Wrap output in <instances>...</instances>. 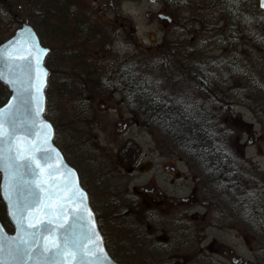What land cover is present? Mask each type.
I'll use <instances>...</instances> for the list:
<instances>
[{"label":"rangeland","instance_id":"1","mask_svg":"<svg viewBox=\"0 0 264 264\" xmlns=\"http://www.w3.org/2000/svg\"><path fill=\"white\" fill-rule=\"evenodd\" d=\"M257 1L178 0L150 3L148 0H115L116 10H112L110 0H44L43 5L41 0H32L31 4L21 0L16 4H8L13 7H10L11 16L6 19L2 17L3 21L0 22V41L10 36L23 22H28L34 25L44 43L56 50L50 64L55 74L50 78L47 89L46 115L55 125L56 144L66 152V157L84 176L88 168H102L109 174L119 168L125 169L126 161L118 158L117 148L126 137H133L146 154L149 149L158 148L164 157L144 156L141 161L146 165L150 159L155 160L157 164L172 160L182 175L188 169L194 168L201 178L199 194L204 201L217 202L218 208L224 202L227 203L228 216L234 221H229L225 230L205 225L208 236L231 246L241 257L255 261L256 264H264V228L258 226L256 232L249 223L251 219L248 218L249 211L264 214V66L261 65L259 70L257 67L252 68L248 56L252 47L254 52L258 48L261 57L260 54L264 53V43L255 37L257 48L248 45V37L241 33L240 25L232 21V18L240 21L244 19L251 29L257 26L258 35L264 42V14L257 11ZM160 13L170 15L174 24L169 25L160 19ZM232 26H235L233 30ZM162 41L163 45L159 49L147 50L142 47V44L150 46ZM67 48L72 53H68V64L66 61L63 64L59 59L61 55L64 56L63 52ZM120 56L128 57V66L131 67L128 72L144 79L143 84H152L156 94H168L165 101H168L167 104H175V98L184 100L182 94L186 92L193 97L191 99L195 103L192 107L197 110H212L217 113L216 117H212L208 123L196 121L197 117L194 118L195 121L187 122L186 114H181L182 111L185 112L184 108L175 107L171 114L168 113L166 122L172 130H165L156 118L164 115L165 110H150L146 102V109L137 110V119L130 113V117L133 115L138 123L126 134L119 135L117 126L113 125L117 113L112 110L99 112L104 95L99 88L97 93L98 81L94 75L89 78L83 74L86 66L84 65L83 70L81 61L110 57L116 60ZM225 57L237 58L236 62L242 64V74L245 78L243 86L238 90L239 96L244 99L234 101V106L229 112H224L222 107L211 100L210 104L215 103L218 106L210 107L204 103L203 100L208 102L207 95L197 88L207 72L217 75V72L211 69V63L214 60L220 62ZM198 66H201L205 74H200ZM246 66L253 74H247ZM59 67L63 73H59ZM63 74L67 79L63 78ZM230 82L235 84L233 80ZM255 83L259 84L258 90L247 89L250 84ZM8 95L9 90L0 83V105ZM129 101H135V105L140 104L132 94L128 96ZM190 110L191 108L187 109ZM150 111L152 113H148ZM219 118L221 123H215ZM216 130H225V136L221 138L222 144L229 153L238 155L242 161L238 170L234 167L231 177L230 174L226 175L224 182H217L215 175L207 173L208 165L205 171L198 162V157L189 155H195L194 147H190L189 152L181 146L183 143L172 135L175 131L183 134L192 132L196 136L195 142L201 141L200 136L207 137V134L215 139L213 131ZM206 143L202 141L201 145L207 148ZM206 153L208 157L210 154ZM208 161L212 169L217 170L213 159ZM185 176L187 184L191 185L190 172ZM139 179L133 176L130 184L133 186L137 181L140 182ZM83 184L90 188L92 204L101 217V229L111 240L119 236L126 237L124 240L128 243V236L145 231L147 226L144 225L143 219L146 214L128 215V207L115 208L116 206L111 205L113 203L99 206L96 198L100 197L103 201L105 198L93 191L94 186L90 182L83 181ZM176 184H181V180ZM187 191H190L189 187L186 188ZM240 199L244 203L241 204ZM218 201H222L220 205ZM3 205L0 198V212L5 210ZM168 210L161 213L153 209L158 218L152 220L148 215L149 221L160 228H165L166 224H172L174 220L178 221L176 212L172 208ZM194 210L203 213V208L196 207ZM129 224L131 229H128ZM164 231L168 230L165 228ZM175 237L180 243L170 247L167 252L163 251L165 243L161 241L158 244L162 246L159 245L154 251L150 246L151 253H137L134 256L123 254L125 248L128 250L130 243L123 242V249L118 250L119 255L116 258L121 264H177L174 260L177 258L176 253L181 251L184 242L188 246L189 240L184 238L183 231L176 233ZM189 260L190 258L186 261Z\"/></svg>","mask_w":264,"mask_h":264},{"label":"flooded vegetation","instance_id":"2","mask_svg":"<svg viewBox=\"0 0 264 264\" xmlns=\"http://www.w3.org/2000/svg\"><path fill=\"white\" fill-rule=\"evenodd\" d=\"M110 5L112 6V10H116L115 0H110ZM161 14L168 15L166 13ZM162 20H164L169 25L174 24L173 18L172 21H168L166 16H163ZM161 45H163V41L150 46H145L142 44V47L147 50H152L159 49ZM50 48L51 53L47 57V64L52 74L54 71L50 67V64L52 61V56L56 55V50L53 48V46H50ZM68 53H72V51H69L67 48L66 51L63 52L64 56L61 55L59 59L61 63L64 64L66 61L68 64ZM85 61L86 62L81 61V63H83V70L86 66V70L83 72V74L89 78H91L90 76L94 75L96 81H98V86L96 88L97 93L99 88L102 95H104L103 104L99 112H106L107 110H112V112L115 111L117 115L115 116L113 125L117 126L119 135L126 134L132 126L138 123L136 121L137 110L141 111L142 109H146L145 104L148 102V100L142 98L139 88L143 85L145 80L133 73L128 72V70L131 69V67L128 66V57L126 58L120 56L116 60L114 57H110L108 59L89 58V60ZM78 65H80V63ZM63 72L64 71H62L59 67V73ZM62 76H64L63 78H66L65 74ZM130 94L134 95L135 99L140 101V104L135 105V101L128 102V96ZM142 101H144V103ZM159 106L161 107V104L157 105L156 110H159ZM151 109L153 111L155 110L154 108H150V110ZM130 113L134 114L136 119L133 117V115L130 117ZM117 153L118 158H123V160L126 161L125 169L119 168V170L116 172L109 174L102 168H88L85 172L86 176H84L80 169H78L82 185L87 189L86 191H88L90 195L91 204V190L89 187L87 188L83 184V181H88L93 184V191L95 190L97 193H99V195H102L105 198V201H103L100 197L96 198L99 206L103 207L106 205V203H113L111 205L116 206L115 208L128 207V215L146 214V217L143 219L144 225L146 224L147 226L145 229L146 232L138 231L135 236H128V240L130 242H128L129 244L126 242V240H124L126 237L121 238L119 236L111 240V238H109L103 231L106 246L110 254L118 256V250H121V248L123 249V242L128 244V250L125 248L123 254L130 256L137 255V253H151L149 250L150 246H152L154 251L159 245L162 246V244H158L161 241L162 243H165L162 248L163 251L167 252L170 250V247L175 246L176 243H180L178 238L175 236L176 233L180 234V231H183L184 238L189 240V243L188 246H186L187 243L184 242L185 245H182L180 248L181 251H177V258L174 259L175 263L177 261V264H210L211 262L214 264H227V262H231L232 264L257 263L255 261H250L248 258L245 259L241 257L231 246L219 242L216 238H210L206 233L205 225L217 228L219 230H225L227 229V227H225L226 224H228L229 221H234V219H231L228 216L226 202H224V204L218 208L217 202L212 200H206L205 202L203 197L200 196L199 186L201 183V178L195 173L194 168L188 169L185 174L182 175V173L179 171V168L172 160L167 163L159 162L157 164L155 160L150 159L147 160L145 165V162L141 161L144 156H164L162 152L155 147L149 149L148 153L146 154L142 146L133 137H126V139L122 141V144L117 148ZM190 155L195 157V155ZM208 157L205 155L209 165L208 159L211 160L212 156L208 155ZM222 160L226 161L225 169H223L225 170V174L228 173V168H233L234 170V167L236 166L238 170L240 164L242 163L239 156H236L233 153L226 154ZM214 165L218 166V171L222 172V170L219 169L220 165L218 163H214ZM118 166L119 165H117V167ZM188 171L192 176V180L190 181L191 185L187 184V177L185 176ZM133 176H136L138 179L140 178V182L137 181V183L132 186L130 183ZM178 180H181V184L177 185L176 183ZM215 180L217 182H224L225 179L223 180L220 178V180ZM188 187L190 188V191L186 192V188ZM106 199H108V201ZM221 202L222 201H218V205H220ZM92 206L94 208L93 204ZM196 207L203 208V213L194 210ZM168 208H172L174 212H176V217L178 219V221L174 220L172 224H166L165 228L169 232L164 231L165 228H160L159 226L155 227L149 221L151 217L153 218L152 220L158 218L157 215H155L153 209L164 213L169 211ZM96 215L99 225H101V217L99 213L96 212ZM148 215L151 217L149 218ZM258 222V220L255 221L253 219V223ZM128 229H131L130 224L128 225ZM254 229L256 232H258L257 227ZM172 238L174 241H172ZM112 245H114V247ZM156 254H158V252H156ZM256 257L258 256L256 255ZM189 258L190 260L186 261Z\"/></svg>","mask_w":264,"mask_h":264},{"label":"snow or ice","instance_id":"3","mask_svg":"<svg viewBox=\"0 0 264 264\" xmlns=\"http://www.w3.org/2000/svg\"><path fill=\"white\" fill-rule=\"evenodd\" d=\"M45 51L33 41L28 56L21 57L19 63L15 57L8 56L3 61L5 71H0V81L14 89L13 99L17 101L15 105H9L7 112L0 113V169L4 173L0 191L8 201L9 215L24 233L14 238L6 250L0 242V254H6L17 264L21 261L27 264L34 259V254L39 257L37 264H93V261L100 259L96 251L99 238L94 226L85 231L88 225L83 221L87 210H74L71 213L72 223L67 226L63 223L64 217L69 214V203L83 202L84 193L71 183L54 186V182L48 179L51 172H37L40 165L33 166L35 158L25 159L12 143L21 130L18 128L16 114L26 112L39 116L43 110V77L47 76V72L40 66V57ZM5 124L11 131H4ZM44 143H47V137ZM18 159L22 162L17 163ZM25 176L31 179H25ZM32 209H35L34 213ZM91 215V212H87L89 218ZM25 224L34 231H26ZM53 224L57 227H52ZM51 233H57V239L45 243V237ZM89 241L93 242L90 247L87 246Z\"/></svg>","mask_w":264,"mask_h":264},{"label":"water","instance_id":"4","mask_svg":"<svg viewBox=\"0 0 264 264\" xmlns=\"http://www.w3.org/2000/svg\"><path fill=\"white\" fill-rule=\"evenodd\" d=\"M149 2H157L160 0H148ZM259 7L264 11V0H259ZM160 17H163L160 15ZM170 19V17H169ZM35 41L36 45L40 49L46 50L43 54H41V68L47 72V76L43 77L44 87L42 90V111L39 116L29 115L26 112H21L16 114V120L18 122L19 130L16 135V139L12 141L14 145H16V149H18L22 156L25 159L35 158L34 165L39 164L40 169L37 172L43 171L45 174L51 172V176L48 179L51 182H54V186H60L65 183H71L75 187H79V189L84 193L83 202L76 201L75 203H69L68 205V215L64 217L63 223L65 226L72 223V215L71 213L77 209H86L87 211L84 213V224L88 225V228L85 231H89L94 226L95 232L99 238V248L96 249L97 255L100 257L99 260L93 261V264H119L109 253L106 248L105 239L98 225V221L96 219V214L90 204V197L86 189L81 184L80 176L75 167H73L65 158L62 150L55 144L54 138L56 134L55 127L49 118L46 116L47 110V94L46 89L49 84V75L50 69L45 64L46 58L50 53V48L44 46L41 42L40 36L36 29L29 23H23L16 31L8 37L6 40L0 43V71H5L4 59L8 56H12L16 58V62H20L21 57H26L29 54V50L31 49L32 42ZM35 63V60H33ZM4 84L10 92V95L6 102L0 106V113L7 112L9 105H15L17 103L14 100L15 91L12 89L7 83L0 81ZM35 123H32V121ZM50 126V127H46ZM4 131H11L9 126L5 124ZM45 137H47V143H44ZM14 149V151L16 150ZM29 149H31L29 151ZM21 160H17V163H21ZM4 173L2 169H0V184L3 183ZM25 179H31L30 176H25ZM67 194V193H66ZM0 196L2 201L4 202V206L6 208V214L13 226V230H8L4 225L3 221L0 219V242L3 243L5 250L9 245L13 243L14 238L24 235L21 232L17 222L9 215V204L5 199L4 194L0 191ZM33 213L35 209L31 210ZM87 212H91L92 215L89 218L87 216ZM52 227L56 228L57 225L53 224ZM26 231H34V229H28L27 224H25ZM79 228L76 229L79 232ZM52 239H57V233L48 234L45 237V243ZM95 237L93 238V241ZM92 241L87 242V246H92ZM106 257V259H104ZM39 257L34 254V259L28 261L27 264H37ZM0 264H17V262L11 261L6 254H0ZM19 264H23V261L19 262Z\"/></svg>","mask_w":264,"mask_h":264},{"label":"trees","instance_id":"5","mask_svg":"<svg viewBox=\"0 0 264 264\" xmlns=\"http://www.w3.org/2000/svg\"><path fill=\"white\" fill-rule=\"evenodd\" d=\"M21 0H0V22L3 21L2 17L4 19L8 18L11 16V10L10 7L13 6H8V4L12 5V4H16L17 2H19ZM27 4H31L33 2H31L32 0H25ZM42 5L45 4L44 0H41ZM228 6H225V8H227ZM257 11L261 13L260 9L257 8ZM226 13V12H225ZM227 14V13H226ZM232 21L235 22L236 25H240L241 28V33L244 34V36L247 38V44L248 45H254L257 48V44L254 42L255 41V37L258 38V40L261 41V43H264L261 38L260 35H258V29L257 26L252 27V29L246 24V21L244 19H242V21L240 20H236L235 18H232ZM235 26H232V30ZM237 30V28H236ZM43 41V39H42ZM241 41L243 42V40L241 39ZM1 42V41H0ZM44 42V41H43ZM262 49L264 50V46L262 47ZM259 53H261L258 48L257 50H255V52L253 51V48L251 47L250 49V55L249 56V60H250V66L252 68L257 67V69H260V66H264V53L260 54L261 57L259 56ZM237 59V58H236ZM233 59L232 57H225V59H222L219 62V65L217 66V68H212V70H215L217 73V75H213L212 73L207 72L205 79L202 80L199 84V90H201L203 93H206L207 95V100L209 102V100L217 103L220 107H222V110L224 112H229V109H231L234 106V101H238L244 98H241L243 96H239V87H241V85L243 86V81H245V78L243 77L242 74V64L239 62H236L237 60ZM202 65V64H200ZM198 70H200L201 72H204V70L201 68V66H198L197 68ZM247 74H253V71L248 68L246 66V70ZM233 80V82H235V84H232L230 81ZM263 81V80H262ZM179 82V80H178ZM264 82V81H263ZM232 84V86H231ZM259 84L255 83L250 84V86L247 88L248 90L252 89L254 91L259 89ZM153 85L152 84H143L142 86H140V94L142 96L143 99L148 100V104H149V108H157V105L161 104L162 107L159 106V110L162 109L163 111L165 110L169 112H163L164 115L161 116H156L157 121L159 122L158 124H161L164 129H168L170 128V126H168L167 122V115L168 113L171 114V112H173L176 109H180V108H184L185 112H181V114H186V121H195L196 119H194L195 117H197L198 120L196 121H200V122H211L212 117H216L217 113L213 112L212 110L209 111L206 110L204 108V110L202 109H198L196 107H192L193 103H195L191 98H193L192 96L189 95V93L183 92V97L184 100H179L178 98L174 99V103L175 104H167V102H165L168 99V94H163V93H159L156 94L157 92H154L152 88ZM156 89H158V87H156ZM188 90V89H187ZM158 91V90H156ZM177 95V94H176ZM172 97V96H171ZM4 101L1 103L3 104L6 100L3 99ZM197 101H200L199 99H196ZM204 103H207V105H217L215 103L210 104V102L208 103L206 100H203ZM163 102V103H162ZM201 102V101H200ZM157 104V105H156ZM217 105V106H218ZM211 107V106H210ZM190 111H187V109H190ZM217 112H219L217 110ZM148 113H152L151 111ZM176 114H178L176 112ZM221 119L219 118L215 123L219 122ZM221 123V121H220ZM210 126L212 125V123H209ZM170 130H172V128H170ZM215 134V139H213L212 135H208L207 137H202L200 136V140L201 141H195L194 142V138H196V136L194 135V133L190 132L189 134H183V133H178V132H172L177 139L180 140L181 146L185 149H188V151L190 152V147L195 148L196 151L193 150V153L198 157V162L202 165L203 169L206 171V165H208L207 159L205 158V155L207 154L206 152H209V154L212 156V158L214 159L213 162L214 163H218L220 165V170L214 171V169H212L211 166L208 165L207 167V173H213L215 175V178L217 180L221 179H225L227 174H230L229 177H231V173L233 171V168H228V173L225 174V160H222L224 158V156L226 154H232L229 153L225 147V149L223 150L222 148H220L221 146H223L224 144H222V140L221 138H223L225 136V130H220V131H213ZM189 139H188V138ZM184 139V141L182 142V140ZM188 139V140H186ZM207 143H206V141ZM202 141H204L206 144L205 146L208 148H205L204 146H202ZM208 145V146H207ZM187 146V147H185ZM189 146V147H188ZM225 146V145H224ZM197 152V154L195 153ZM201 156H198V155ZM190 155V153H189ZM218 167V166H217ZM212 171V172H211ZM224 175V176H223ZM242 185V184H240ZM243 186V185H242ZM230 190V188L228 189ZM241 204L244 203V201H241ZM256 212L254 211V213H252L251 211H249L248 214V218H250V224H252V226L254 228L256 227H261L264 228V214L261 212H258L255 214ZM259 215H260V219H259ZM0 218H2V220L4 221L5 225L11 229V223L9 222L7 216H6V212L3 209L0 212ZM253 219L255 221H259L258 223H253ZM263 224H262V223Z\"/></svg>","mask_w":264,"mask_h":264},{"label":"bare ground","instance_id":"6","mask_svg":"<svg viewBox=\"0 0 264 264\" xmlns=\"http://www.w3.org/2000/svg\"><path fill=\"white\" fill-rule=\"evenodd\" d=\"M219 65V62L217 61V60H214L212 63H211V69L212 68H217V66ZM200 74H205V72H200ZM220 148H222L223 150L225 149V146L223 145V146H221ZM196 156V155H195ZM243 197V196H242Z\"/></svg>","mask_w":264,"mask_h":264}]
</instances>
